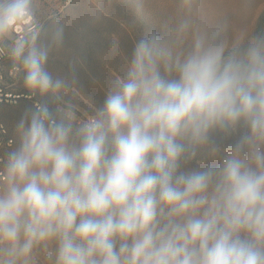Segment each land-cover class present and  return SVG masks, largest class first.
Returning a JSON list of instances; mask_svg holds the SVG:
<instances>
[{
    "label": "clouds",
    "instance_id": "9594fccd",
    "mask_svg": "<svg viewBox=\"0 0 264 264\" xmlns=\"http://www.w3.org/2000/svg\"><path fill=\"white\" fill-rule=\"evenodd\" d=\"M71 2L0 0L3 71L37 98L0 143V264H264V31L204 0H82L92 25H150L84 109L47 68Z\"/></svg>",
    "mask_w": 264,
    "mask_h": 264
},
{
    "label": "rangeland",
    "instance_id": "374dc122",
    "mask_svg": "<svg viewBox=\"0 0 264 264\" xmlns=\"http://www.w3.org/2000/svg\"><path fill=\"white\" fill-rule=\"evenodd\" d=\"M169 5L170 0H151L153 16L167 15ZM82 6V0H74L65 10L70 24L65 27L64 44L51 54L47 68L53 75L75 76L82 93L80 106L87 109L90 103H103L109 81L114 74H122L124 58H130L135 40L150 25L141 24L130 31L128 16L119 7L105 21L92 25L80 15ZM201 12L210 25L227 17L229 35L234 37L264 31V0H204ZM32 105L31 100H22L6 107L12 131L21 114Z\"/></svg>",
    "mask_w": 264,
    "mask_h": 264
},
{
    "label": "built area",
    "instance_id": "2783aa9c",
    "mask_svg": "<svg viewBox=\"0 0 264 264\" xmlns=\"http://www.w3.org/2000/svg\"><path fill=\"white\" fill-rule=\"evenodd\" d=\"M71 3L67 5V8ZM62 11H65V9H62ZM6 65V61H0V71H3ZM3 75L5 83L0 85V125H3L4 131L0 132V143H3L5 146H10L12 128L6 119V107L19 104L22 100H31L34 104L37 98H29L26 90L22 86V82L11 80L6 71H3Z\"/></svg>",
    "mask_w": 264,
    "mask_h": 264
}]
</instances>
